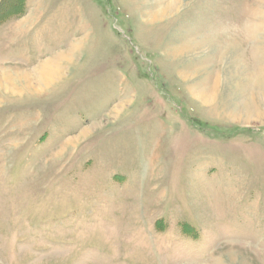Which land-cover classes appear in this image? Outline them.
Wrapping results in <instances>:
<instances>
[{
	"label": "rangeland",
	"instance_id": "1",
	"mask_svg": "<svg viewBox=\"0 0 264 264\" xmlns=\"http://www.w3.org/2000/svg\"><path fill=\"white\" fill-rule=\"evenodd\" d=\"M163 4L0 0V264H264V0Z\"/></svg>",
	"mask_w": 264,
	"mask_h": 264
},
{
	"label": "bare ground",
	"instance_id": "2",
	"mask_svg": "<svg viewBox=\"0 0 264 264\" xmlns=\"http://www.w3.org/2000/svg\"><path fill=\"white\" fill-rule=\"evenodd\" d=\"M179 3H180V0H164V4L162 5L163 7H159V8H157L156 10H155V12L154 13H150V16H153L150 20H156L157 18H159L160 19V17L162 18L163 16H165V15H167L168 13H172L174 10H176V6H177V4H178V6H179ZM181 3H182V1H181ZM177 6V7H178ZM178 9V8H177ZM173 10V11H172ZM149 16V17H150ZM159 19H157V20H159ZM161 20V19H160ZM197 43V42H196ZM180 46V45H179ZM180 47H182L183 49H186L185 48V44L184 45H182V46H180ZM65 57H64V55H58L57 57H56V59L53 61V63L52 64H49V62L46 64V66L44 67V70H43V76H44V81H43V84L44 85H47V84H50L51 82H53L55 79H56V72L58 71V66H59V64H60V62H61V60L62 59H64ZM256 77V76H255ZM256 79L257 78H255V79H251V81H250V83H252L253 84V86H255V81H256ZM257 80H259L260 81V78L259 79H257ZM220 82V81H219ZM219 82H218V79L216 78L215 79V82H214V84H213V88H212V90L213 89H215V88H217L218 86H219ZM248 82V81H247ZM248 84V83H247ZM209 85V84H208ZM205 88H206V86H205ZM209 92H211V91H209ZM213 92V91H212ZM202 100H203V98H202ZM249 110V109H248ZM248 110H245V111H247V112H245L244 111V109H243V113L245 112V113H247V116H250V112H248ZM250 111V110H249ZM236 115H233V117H235Z\"/></svg>",
	"mask_w": 264,
	"mask_h": 264
}]
</instances>
